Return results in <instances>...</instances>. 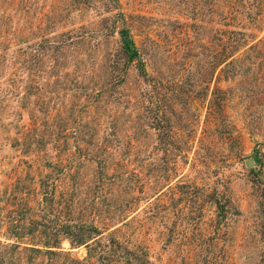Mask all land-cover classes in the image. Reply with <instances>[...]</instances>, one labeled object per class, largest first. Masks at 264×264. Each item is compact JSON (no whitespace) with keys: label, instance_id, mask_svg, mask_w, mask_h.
I'll use <instances>...</instances> for the list:
<instances>
[{"label":"rangeland","instance_id":"374dc122","mask_svg":"<svg viewBox=\"0 0 264 264\" xmlns=\"http://www.w3.org/2000/svg\"><path fill=\"white\" fill-rule=\"evenodd\" d=\"M113 243L264 264V0H0V264Z\"/></svg>","mask_w":264,"mask_h":264},{"label":"trees","instance_id":"16d2710c","mask_svg":"<svg viewBox=\"0 0 264 264\" xmlns=\"http://www.w3.org/2000/svg\"><path fill=\"white\" fill-rule=\"evenodd\" d=\"M120 38H121V42H122V46H123V51L127 55L128 62L133 63L135 61H138L139 63H141V66H142V62H141L140 57H139V51H138V49L136 47V44H135V42H134V40H133V38H132V36L130 34V30L126 29V28L122 29L120 31ZM219 208H220V212H219L220 215L221 216L225 215V213H226L225 212L226 211L225 210V205L220 203L219 204ZM79 241H80L79 243H81V245H85V244H87L89 242V241H85L83 239L79 240ZM113 246H114V248L110 251V254H112L111 257H110V255L108 257H106V258H104V257L100 258L99 257V259H98L99 262H103L102 264H110L111 263L110 258L114 257L115 254L118 252V245L113 243ZM95 250H96L95 247L91 248V251H90L91 256L94 255ZM121 253H123V250H121ZM48 254L50 256H52L51 257L52 259L54 257L60 256L55 251H48ZM122 259L129 261V259H130L129 258V253L128 254L127 253H123ZM138 259L139 258H137L136 260H138ZM3 262H4V260H1L0 263H3Z\"/></svg>","mask_w":264,"mask_h":264},{"label":"water","instance_id":"95a60500","mask_svg":"<svg viewBox=\"0 0 264 264\" xmlns=\"http://www.w3.org/2000/svg\"><path fill=\"white\" fill-rule=\"evenodd\" d=\"M246 165H247L248 167H252V166L254 165V161H253V160H248V161L246 162Z\"/></svg>","mask_w":264,"mask_h":264}]
</instances>
